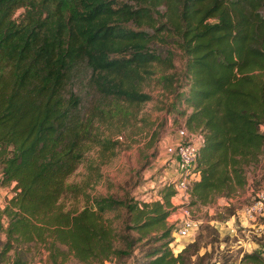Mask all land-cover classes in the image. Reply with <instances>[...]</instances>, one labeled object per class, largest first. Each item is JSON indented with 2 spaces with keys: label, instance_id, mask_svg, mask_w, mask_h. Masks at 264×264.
<instances>
[{
  "label": "trees",
  "instance_id": "16d2710c",
  "mask_svg": "<svg viewBox=\"0 0 264 264\" xmlns=\"http://www.w3.org/2000/svg\"><path fill=\"white\" fill-rule=\"evenodd\" d=\"M156 70L184 105L185 130L201 135L187 206L243 189L264 152V0H0V185L12 191L0 209V264L8 252V264H26L21 248L36 243L52 264L117 262L144 237L159 243L137 264H186L193 240L173 255L164 223L172 181L156 200L96 195L79 211L58 203L92 180L67 182L89 149L96 164L114 155L111 127L151 99L143 86ZM119 208L138 234L125 249L102 217ZM240 261L264 264V249Z\"/></svg>",
  "mask_w": 264,
  "mask_h": 264
},
{
  "label": "rangeland",
  "instance_id": "374dc122",
  "mask_svg": "<svg viewBox=\"0 0 264 264\" xmlns=\"http://www.w3.org/2000/svg\"><path fill=\"white\" fill-rule=\"evenodd\" d=\"M21 10L22 8L18 9L14 16L16 17ZM182 61L180 56H175L173 63L177 76L182 70ZM167 73L171 71L168 70ZM158 75L159 71L156 70L143 86V90L150 94L151 99L136 107L135 116L128 123L111 127L113 140L119 133L114 155L104 163L96 164V148H91L67 178L68 183L83 184L90 174L94 175L87 186L83 184L84 193L74 198L65 195L58 201L64 211H79L89 204L91 197L96 195L110 196L128 203H131V199L156 200L159 197L152 196L153 193L157 194L164 183L172 181L174 174L170 173L173 166H176V160L167 148L182 140L177 134V127L183 123L184 117L180 111L184 105L175 100L171 93L165 92L168 90L160 87ZM188 111L189 109L186 110ZM245 175L248 186H244L230 196V201L226 200L228 197L216 196L206 205L187 206L188 197L183 198L179 194H176L177 197L175 194L171 197L173 208L164 223L165 227H171L169 247L173 255L193 240L187 253L194 252V254L189 256L186 264H221L222 262L247 264L240 261L241 253L264 249V228L254 223L257 221V224H260V219L251 223L241 214L242 207L250 202L255 190L259 187L264 188V152L256 165L247 168ZM11 195V186L0 185V209ZM185 208H188L186 210L189 211V216L196 221V228L188 236L173 235L172 231L181 218V209ZM102 217L105 221H109L116 233L113 241L115 247L125 249L126 242L131 238H137L138 234L134 230L127 229L130 223L125 209L106 212ZM155 232L157 231H151V236L160 233V231L157 234ZM0 239H3L1 234ZM158 243L159 241L151 243V240L144 237L129 247L128 256L117 259V262L114 257H110L103 264H137L144 260L145 250ZM21 251V259H25L26 264H52L45 246L40 243L22 246ZM8 255L9 258L3 262L5 264L9 263L12 252H8ZM56 262L82 264L69 256L63 261L57 256Z\"/></svg>",
  "mask_w": 264,
  "mask_h": 264
},
{
  "label": "built area",
  "instance_id": "2783aa9c",
  "mask_svg": "<svg viewBox=\"0 0 264 264\" xmlns=\"http://www.w3.org/2000/svg\"><path fill=\"white\" fill-rule=\"evenodd\" d=\"M177 134L182 140L172 147H168L167 151L173 155L176 160V168L174 178L172 179L175 195L179 194L183 198L189 197L188 187L192 181L197 178V173L193 170L197 150L201 144V135L199 133H189L185 130L183 123L177 127ZM157 195L153 193L152 196ZM187 207V206H186ZM182 210L181 218L178 225L173 229L172 234L180 237L188 236L190 232L195 230L196 221L189 216V211ZM242 216L247 221H256L264 218V188L259 187L253 193V196L241 209Z\"/></svg>",
  "mask_w": 264,
  "mask_h": 264
},
{
  "label": "crops",
  "instance_id": "0c3cea01",
  "mask_svg": "<svg viewBox=\"0 0 264 264\" xmlns=\"http://www.w3.org/2000/svg\"><path fill=\"white\" fill-rule=\"evenodd\" d=\"M175 168H176V166L174 165L173 166V170H172V172L170 173V174H175ZM246 186H248L247 184H246ZM245 186V187H246ZM237 193V192H236ZM176 197H177V195H175ZM226 200L227 201H230V197H228V198H226ZM182 211V210H181ZM259 220V219H258ZM251 223H253L252 221H250ZM255 223V225H257L258 227H260V228H264V218H262V219H260V224L258 223L257 224V221L256 222H254ZM254 225V224H253ZM252 226V225H251ZM183 247V245H181V247L180 248H182Z\"/></svg>",
  "mask_w": 264,
  "mask_h": 264
},
{
  "label": "bare ground",
  "instance_id": "6f19581e",
  "mask_svg": "<svg viewBox=\"0 0 264 264\" xmlns=\"http://www.w3.org/2000/svg\"><path fill=\"white\" fill-rule=\"evenodd\" d=\"M176 246H178V245H176Z\"/></svg>",
  "mask_w": 264,
  "mask_h": 264
}]
</instances>
